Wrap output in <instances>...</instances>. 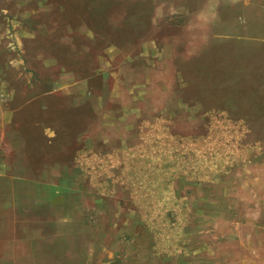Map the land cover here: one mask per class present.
<instances>
[{"label": "rangeland", "instance_id": "374dc122", "mask_svg": "<svg viewBox=\"0 0 264 264\" xmlns=\"http://www.w3.org/2000/svg\"><path fill=\"white\" fill-rule=\"evenodd\" d=\"M1 133V164L112 181L144 264H170L178 202L217 264H264V0H0Z\"/></svg>", "mask_w": 264, "mask_h": 264}, {"label": "crops", "instance_id": "0c3cea01", "mask_svg": "<svg viewBox=\"0 0 264 264\" xmlns=\"http://www.w3.org/2000/svg\"><path fill=\"white\" fill-rule=\"evenodd\" d=\"M10 134L17 137L18 133ZM5 135H0L1 146H5ZM7 150L10 154L15 149L9 145ZM29 171V165H0V264H107L119 256L120 234L139 236L136 239L142 242L127 247L126 255L132 258L128 263L144 264L149 259L154 249L148 243L150 234L136 233V218L132 227L123 225L119 231V191L112 181H95L92 189L81 179L39 180L29 176ZM99 183H104L101 190L97 189ZM90 199L94 203L92 212ZM205 202L206 206L214 203L208 199ZM185 208L179 202L176 205L178 224L173 235L178 237V249L167 254L166 261L217 264L212 226L208 221L188 226V220L194 222L195 217L190 211L191 215L182 218ZM205 216L209 217V211ZM108 228L115 237L109 245L104 241ZM231 238L223 237L222 242L231 245L236 241ZM237 243L242 244L239 238ZM221 254L224 258L223 250ZM226 255L231 257L230 250Z\"/></svg>", "mask_w": 264, "mask_h": 264}]
</instances>
